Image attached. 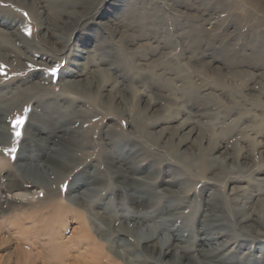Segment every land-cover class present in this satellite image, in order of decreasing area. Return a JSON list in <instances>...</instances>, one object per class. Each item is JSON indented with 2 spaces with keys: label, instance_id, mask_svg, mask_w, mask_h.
I'll list each match as a JSON object with an SVG mask.
<instances>
[{
  "label": "rangeland",
  "instance_id": "374dc122",
  "mask_svg": "<svg viewBox=\"0 0 264 264\" xmlns=\"http://www.w3.org/2000/svg\"><path fill=\"white\" fill-rule=\"evenodd\" d=\"M97 1V7L93 8L90 17L87 18L88 23L80 24L73 32L71 49L53 54L40 40L39 35L42 30L32 13L12 1L0 0V18L12 21V39L16 47L6 56L0 55V91H10L9 98L16 102V105L9 111L10 113L5 115L4 123L0 124L2 132H0L2 156L0 201L2 206L7 208V205H10L7 204V199L16 193H9L1 188L6 185L14 173V163L17 162L20 146L25 137V127L30 116L36 110L41 112L43 105L50 107L58 105V102H64L62 114H66L63 117L66 121L63 128L68 143L59 145L55 149V154L57 159L63 160L71 167L68 169L51 165L46 170V182L41 186L26 183L25 191L22 193L24 197L15 194L18 199L14 196L11 200L13 206L9 207V212H13L17 206L27 208L34 205L40 210L35 215L26 213L19 217L22 222L20 231L32 241V243L20 244L19 249L35 260L43 256L44 243L49 236L47 229L52 223L44 220L50 211L45 209L48 205L46 202L50 203L51 199L54 200L51 205L53 208L61 203L72 204L73 199L69 197V189L79 177L81 170L99 169L106 176L103 186L93 184L81 188V190L87 189V192H91V195H87L92 196L90 199L94 198L93 194L98 188H103L99 195L106 199V203L109 202L108 208L114 206V201L124 205L126 202L124 195L119 196L118 199L112 195L108 199L110 187L114 182L110 174L106 172L104 162V157L108 153L122 152L126 154L129 161L132 160V168L140 172L131 177L130 189L137 190L135 192L138 195L145 194L149 201L147 209L142 206L137 209L140 216L152 215L153 219L159 221L160 207L171 204L174 211L164 216L165 222L169 223L172 230L179 229L178 233L182 235V239L186 240L189 236L201 235L203 232L217 238L215 245L212 243L213 245L211 244L212 246L208 248H218V252L239 248L243 250V253H254L258 242L263 243L264 238L255 239L252 235L243 233L244 231L236 222V215H233L238 210L241 213L243 209L232 205L242 198L243 194L247 195V191L252 187L264 192V175L258 174L260 169H264V75L261 74L264 73V58L258 59V55L251 57L234 55L233 52L240 49L246 41H252L251 28L259 23L260 13L245 7L243 1L222 0L226 2L223 9L213 10L209 15L202 11V14L198 13L207 21V24L203 25L204 31L195 26L186 28L185 33L182 34L181 28L176 27L175 16L167 11L161 0H147L148 6L151 4L152 9L157 11V15L153 16L149 24L143 23V17L139 21L137 13L134 17L127 15L123 18L121 16L123 12H117L115 20L112 9L110 10L112 13L106 11L105 14L102 13L105 8L110 9V0ZM185 1L187 4L184 5L181 0L170 2L174 10L190 16H193L192 14L196 11L189 4L202 3L204 5L206 3L201 0ZM212 2L218 5V0H212ZM82 8H84L82 3L76 7V9ZM50 14H52L51 11L46 12V16ZM248 14L250 16H245V20L238 18ZM60 17V15L55 17L57 22L61 20L62 17ZM95 22H103L107 25L106 36L99 25L101 23ZM91 27L98 28L102 34L95 35L94 33L89 37L86 32ZM263 31L264 25L259 32ZM121 33L122 37L118 39ZM48 35L51 37L50 33ZM245 36L249 38L246 40ZM158 39L165 41V47L153 49L156 44H159ZM227 42L230 45L234 44L231 45L229 53L232 59L236 61L243 56H245L243 58H252V65H243L238 72L237 69L233 70L231 65L227 68L221 60L211 61L208 55L201 56L205 58L203 61H197L200 57L195 58L194 56L205 52L208 47L217 46L219 48L221 44ZM231 49L234 51L232 52ZM86 51L90 52L95 64L92 66V72L85 74V77L95 82L97 87L91 88V95L98 93L97 98L82 95L76 98L77 95L62 91L61 84L64 79L68 78L71 72L81 69L77 63L84 61ZM166 61H170L167 66L164 64ZM260 65L263 66L258 67ZM52 68L58 69L55 74L50 73L49 70ZM33 81H37L39 87H32L30 83L32 84ZM114 82L127 91L124 92L127 100L122 97L117 98L116 101L115 92L113 99L108 97L109 91L107 90ZM100 86L101 88H98ZM15 88L22 91L15 90ZM13 91H16L15 95L12 94ZM119 100L121 103L116 105L115 102L118 103ZM109 101L111 108H108ZM116 107H118L117 110ZM54 116H57L59 120L63 119L59 113ZM161 120L162 123H160ZM156 122L157 124L152 128L150 125ZM184 123L189 127L185 124L187 128L182 131L180 125ZM189 128L191 131L194 129L190 134V139H195L194 143L189 144L188 149L183 145L178 148L176 141L180 140L181 134L187 132ZM107 130L116 134L115 146L114 144L110 146L108 141L105 145L103 138L106 139L104 132ZM214 144V148L218 149V157L212 159L213 157L206 155L205 170L200 172L197 165L194 166L198 160L197 153L205 150L208 154V150ZM182 155L186 157L183 158ZM170 176H174L175 179L173 180ZM167 180L173 186L171 193L165 190L160 191L165 187ZM118 185L121 186L117 183L116 188ZM232 185L240 187L235 189V194L230 192ZM258 198L264 199V194ZM258 198H254V201ZM86 199L83 197L81 201ZM215 200L216 206L213 208L215 211H210L207 206H204L211 205ZM85 203L83 204L87 207L84 209L88 210L89 205ZM255 211L256 214L261 215L263 211L261 203L256 205ZM205 213L210 215L211 221L202 222L200 220ZM214 215H218L217 220L212 219ZM58 216L63 219L60 223L62 225L60 235L63 240L71 238L75 231H79L80 221L76 214L65 210L58 215L55 214V219ZM260 218L264 225V214ZM111 219L113 217H110ZM118 223L109 225L108 242L111 243L116 236L123 237L127 243V249L130 250V255L136 252L140 262L160 264L142 249L144 240L134 234L133 236L130 231L128 235L124 231L121 235L120 231L123 229L118 227ZM156 223L153 220L149 222L153 225ZM112 227L113 230H111ZM260 228L264 230V226ZM9 230L13 232V229ZM4 235L7 234L3 229L2 233L0 232V239L2 236L5 237ZM8 243L7 247L16 244L13 241H8ZM183 244L184 247L189 246V242ZM67 250L73 252L74 247L71 246ZM38 262L41 264L40 261ZM118 262L123 264L124 259L118 258ZM67 263L73 262L68 261ZM12 264H16L15 258L12 259Z\"/></svg>",
  "mask_w": 264,
  "mask_h": 264
},
{
  "label": "bare ground",
  "instance_id": "6f19581e",
  "mask_svg": "<svg viewBox=\"0 0 264 264\" xmlns=\"http://www.w3.org/2000/svg\"><path fill=\"white\" fill-rule=\"evenodd\" d=\"M6 1H12L18 4L19 6L27 8L32 13V15L35 17L34 19L36 20V22H38L37 24L40 25V28L42 30L39 35L41 38L40 40L44 43V45L47 46V49L53 54L59 51H64L68 48L71 49L70 45H71V37L73 32L76 30L77 27L80 26V24L85 25L88 23L89 19L87 20V18L90 17V13L93 11V8H96L98 5L97 0H6ZM170 1L171 0H161V2L165 5L167 11H170V13H172L175 16L176 27L181 28L182 34L185 33L186 28L195 27V26H198L204 31L205 29L203 28V25L207 24V21L204 18H202L203 16L201 17V14L206 13L207 15H209L210 13H212L213 10H220L226 6L225 5L226 2L222 0H218V5L213 3L212 0H201L206 3L204 5L202 3L189 4L193 8H195L196 11V13L192 14L193 16H190V15H183L180 11L174 10ZM239 1H243L245 3V7H247L248 9L251 8L256 12H259L261 18L259 19V23H257L251 28L252 41L249 42L246 41L243 44V46L240 47V49L235 51L231 49V51L232 52L234 51L233 52L234 55H248L249 57L253 55H258L257 56L258 59L264 58V31L259 32L261 27L264 25V0H239ZM80 3L84 5V8L76 9V7ZM181 3H183L182 5L187 4L185 0H181ZM109 8L110 9L105 8L102 13L105 14V11L107 13L111 12L110 10L112 9V12H114L115 20H116L115 14L117 12L118 13L123 12L121 15L123 18L127 15L134 17L135 16L134 14L137 13L139 21L143 17V23L147 22L149 24V22L153 20V16L157 15L156 14L157 11L152 9L153 6L151 4H149L148 6L147 0H110ZM47 11H51L53 15L50 14V16H46ZM199 12L201 13L200 15L198 14ZM57 15H60L62 17V18L60 17L61 20L59 22H57L55 19ZM245 16H250V15L249 14L242 15L239 16L238 18L240 20H245L244 19ZM246 20H248V18ZM11 22L12 21H9L5 18H0V55L3 54V56H6L8 53H10V51L13 52V49H16V47H14V43L12 39L13 33L11 32ZM95 23L98 24L101 22H95ZM114 24H116V22H114ZM99 25L102 27V31L104 30L103 33L105 34L104 36H106L108 33L107 25L103 22ZM59 26L62 28H60ZM114 28L116 29V27ZM100 31L96 27L95 28L91 27L88 30V32H86V34L90 37L93 36L94 33L95 35L100 34L102 32ZM49 33L51 34L52 38L48 35ZM121 37H122V33L120 34L118 39ZM247 38L249 37L245 36L246 40ZM220 39H222V37H220ZM158 41L159 44H156V46H154L153 49L156 48L162 49L163 47H165L166 44L165 41H162V39H158ZM231 45L229 42H227V43H223V45L221 44L219 48L217 46H211L205 49L206 50L205 52L196 54L194 56L195 58L200 57L199 60L196 59L197 61H203L205 58H201V56L203 57V55L204 56L208 55L211 61L213 60L214 62H216L217 60H221L227 68H229L228 65L229 66L231 65L232 69L233 70L237 69L238 72H239V68H241L243 65H252L251 64V62H253L251 60L252 58H243L245 57L243 56V57H239L236 61L235 59H232L229 56ZM217 48L218 50H216ZM216 52L218 54H216ZM86 53L87 54L84 57V61L77 63V66L81 69L71 72L68 78L64 79V82L61 84L62 91L66 93H70L71 95L73 94L74 96L77 95L76 98L78 97V95H82L90 98L91 97L97 98L99 97L98 93L96 95H91V88L93 86H96L95 82L89 81L88 78L85 77V74L92 72L91 69L92 66H94L95 64V60L89 54L90 52L86 51ZM169 62L170 61L168 62L166 61L164 62V64L167 66L169 65ZM101 63L102 62H100V64ZM263 65H260L258 67H261ZM261 74L264 75V73ZM106 75L108 77V73ZM219 75L220 74H218V76ZM37 81L35 82L33 81V83L32 84L30 83V85L32 87L33 86L39 87V83ZM101 86L98 88H101ZM15 90L18 89L15 88ZM107 91H109L108 97L112 99L114 97L113 94L115 93L117 94V95L115 94L116 96L115 100L117 98L120 99L122 97L126 98L124 92L127 91H125V89L122 86H119L115 82L113 83L111 88L108 89ZM9 92L10 91L8 92L0 91V124L4 123L5 115L14 107V105H16V102H14V100L12 101V99L9 98L8 96ZM27 93L31 94V92L28 91ZM12 94L15 95L16 91H13ZM108 97L105 98L107 99ZM119 102L120 100L118 101V103L115 102V104L116 105L120 104L121 102L120 103ZM63 103L58 102L57 103L58 105L50 106V107L47 105H43L41 112H37L36 110L30 116V119L25 127V132H24L25 137L22 140L20 146L19 157L17 159V162L14 163L15 164L14 171L12 170L14 173L12 172L13 173L12 177L10 176L11 178L10 179L8 178L9 181L7 180L8 182H6V185L1 188L3 189V191L9 193H13V192L16 193H13L11 197L7 199L8 200L7 204H10V205L4 204L5 206L7 205V208H4V206H2V203L0 201V232L2 233V230L4 229L5 233L7 234L4 235L5 237L2 236V239H0V251H1L0 264H12V259L14 258L16 260V264H39L38 261H40L41 264H68L67 263L68 261H72L74 264H120L118 262V258L124 259L123 264H145L144 261L140 262V260H138L137 258L138 254L136 252H132V255H130L129 252L130 250L127 249V243L125 242L123 237L116 236L111 243L107 241L108 233L110 230L109 225L111 223L114 224L115 222H119L118 227L120 226V228L123 229L122 231H120L121 235L123 234V231L126 232L127 235L130 231L132 232V235L134 234L138 236V238L144 240L142 249L148 255L150 254V257L155 259V261H158L160 264H264V244H263L264 241L263 243L258 242L257 245L258 247L255 249L256 251L254 253L247 252L246 254L243 253V250L241 249L239 250V248H236L234 250H230V249L225 251L222 250L219 252H218V248L215 247L208 248L212 243H214L215 245V241H217V238L208 236L210 234L207 235L206 233L203 232L201 235L196 234L189 236V238H187L186 240L182 239V235L178 233L179 229L177 231H174L175 229L172 230L173 228L171 229L169 223L165 222L164 216H167L171 211H174L171 204L163 205L162 207H160V210L158 209L160 211L159 212L160 216L161 217L163 216V218L159 217L160 222L158 220L153 219L152 215H144L142 213L143 215L140 216L137 212V209H139V207L141 206L144 209H147L146 206L149 205V201L146 198L145 194L138 195L136 193L137 190L133 191L134 188L130 189V186L132 184L131 177L133 175L140 174V172L132 168V162H131L132 160L129 161L126 154H122V152H119L118 154L108 153L109 155L107 154L104 157L105 158L104 162L106 163V172L110 174L114 182V184L110 187V195H109L110 197H108V199H110L112 195H114V198L116 197L115 199H118L119 196L121 197L122 195H124L126 198L125 204L122 205L121 203H117L114 201L113 202L114 206L108 208L109 202L106 203L105 202L106 199L100 197L99 195V192L102 191L103 188H98L96 192H94V194L92 193L94 198L90 199V197L92 196H87V195L89 194L91 195V192H87L88 191L87 189H85V191L81 190V188H85L86 186L88 187L93 184L103 186L106 181V176L103 172H100L99 169L81 170L78 175L79 177L76 179V181L73 182V184H71V188L69 189L70 191L68 193L69 197L73 199L74 204L57 203L58 206L56 208H53L51 207L52 201H54L51 199L52 197L51 198L49 197L51 199L50 203L46 202L48 205H46L45 209H49L50 211H48L49 212L48 215L45 214L46 216L44 220L52 223L47 229L49 236L44 243L45 251L44 253H42L43 256L38 257L35 260L32 259L30 255L22 252V250L19 249L21 248L20 244L22 245V244L32 243V241H30V238L26 234H23V232L20 231L22 222L20 221L19 217L21 215H26V213L35 215L40 210H38L36 206L34 207V205L32 207L29 206L27 208L17 206L15 207V209L13 208L14 209L13 212H9L8 211L9 207L13 206L11 200L13 199L15 194L17 196L20 195L22 198L24 197L23 196L24 194L22 193L23 191H25L24 186L26 183H30L31 185L41 186L42 183L46 182V178H47L46 170L49 169L51 165H54L55 167L57 166L58 168L66 167L68 169H71V167H69L67 163H64L63 160L57 159L56 158L57 156L55 154L56 152L55 149L59 147V145H63L64 143L66 145L68 143L64 136L63 126L66 119L63 117L66 114L65 115L62 114ZM115 104L113 105L114 107ZM109 105H110V101L108 104V108H111V106L109 107ZM118 107H116V110ZM56 113L61 114L63 119L61 120L57 119L56 118L57 116H54ZM140 119L141 118H139V120ZM160 123H162V120L160 121ZM186 123L180 125V130L182 128L183 131L184 129L187 128ZM156 124L157 122L154 123V125L152 123V125L150 126L153 128ZM187 126L189 127V125ZM192 131L189 128L187 132L181 134L182 136L179 137L180 140L176 141L178 142L177 144L178 148L180 146L182 147L183 145L188 149V145L194 143L195 139H190V134H192ZM104 136L106 137L105 140L103 138L104 143L106 142L105 145L107 144L108 141L110 146H112L113 144L115 146V143H117L115 142L116 134L110 133L107 130L106 132H104ZM214 147L215 144L210 147V149L208 150V154L205 150H200L197 153L198 160L194 164V166L197 165L198 170L200 172H204L205 170L204 160L206 155L213 157L212 159H217L218 149ZM178 151L180 152L181 150ZM213 152L216 153L214 154ZM180 153H182V151ZM184 156L182 155L183 158L186 157ZM1 162H2V156L0 153V163ZM258 172L259 175H264V169H260ZM174 179L175 178H173V180ZM117 183L121 185V186L118 185L117 186L118 188H116L115 186ZM172 188H173L172 184L169 182V180H167L165 182V187H163V189H160V191L165 190L167 192H170L173 190ZM239 188L240 187H235L234 185H232L230 192L232 194H235L234 193L235 189H239ZM244 191L246 192V189ZM247 193H248L247 195L243 194V197L238 199L237 202H235V204L232 205V206L240 207V209L241 210L243 209V211L239 213L238 210L233 215H236V222L239 225V227L242 229V231H244L243 232L244 234L252 235V237L255 239L264 238V230H261L260 228L261 226H264L262 225L263 222L262 219L260 218V216L264 214V199L258 198L259 196H261V194H264V192L258 190L257 188L252 187V189H249ZM83 197L87 199L81 201ZM14 198H16V196ZM254 198H258V199L254 201ZM84 202L87 203V204L85 203V205H89L88 210L84 209L87 207L84 206L83 204ZM46 203L44 201V204ZM260 203L262 204V208H263L261 215L256 214L255 211L256 205H259ZM41 205L43 206V204ZM204 206H207V208L210 211H212L214 210L213 208H215L216 206V200L215 202L212 201L211 205L206 204ZM65 210H68L76 214L79 217V221H80L79 231L77 232L75 231L72 237L68 238L67 240H63V237L60 235V230L62 229V225L60 223L63 221V219L59 217L60 215L58 216L57 219H55L54 217L55 214L58 215L61 211H65ZM110 217H113V219L110 220ZM209 217L210 215H207L205 213V215L201 216L200 220L202 222L209 221L210 220ZM214 218L215 220H217L218 215H214L212 219ZM152 220L153 222H157L156 225L149 224V222H152ZM136 221L139 222L136 223ZM197 221L199 222V218L197 219ZM144 227L146 229L145 231H144ZM10 228L13 229V232H10L9 230ZM113 229L114 228L112 227L111 230ZM202 235L206 237H201ZM8 241H13L16 244H14L13 246L9 245L10 247L9 248L7 247V244H9ZM186 242H189L188 247L187 246L184 247L183 243ZM242 242H244L243 239ZM71 246L74 247L73 252H70L72 250H67ZM82 249L83 251H81Z\"/></svg>",
  "mask_w": 264,
  "mask_h": 264
},
{
  "label": "snow or ice",
  "instance_id": "6c2138e0",
  "mask_svg": "<svg viewBox=\"0 0 264 264\" xmlns=\"http://www.w3.org/2000/svg\"><path fill=\"white\" fill-rule=\"evenodd\" d=\"M57 70H58L57 68H52L49 71L51 74H55L57 72ZM18 123H22V121H18ZM17 135H19V133H17Z\"/></svg>",
  "mask_w": 264,
  "mask_h": 264
}]
</instances>
